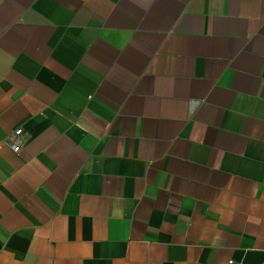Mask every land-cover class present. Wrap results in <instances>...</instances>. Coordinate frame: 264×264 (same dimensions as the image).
Wrapping results in <instances>:
<instances>
[{
    "label": "crops",
    "instance_id": "1",
    "mask_svg": "<svg viewBox=\"0 0 264 264\" xmlns=\"http://www.w3.org/2000/svg\"><path fill=\"white\" fill-rule=\"evenodd\" d=\"M0 264H264V0H0Z\"/></svg>",
    "mask_w": 264,
    "mask_h": 264
},
{
    "label": "built area",
    "instance_id": "2",
    "mask_svg": "<svg viewBox=\"0 0 264 264\" xmlns=\"http://www.w3.org/2000/svg\"><path fill=\"white\" fill-rule=\"evenodd\" d=\"M21 133H22V129L21 128H16L13 131L14 138L15 137H18ZM11 147H12L13 151H15V152L19 151V149H20V143H19V141L16 138H15L14 142L12 143V146Z\"/></svg>",
    "mask_w": 264,
    "mask_h": 264
}]
</instances>
